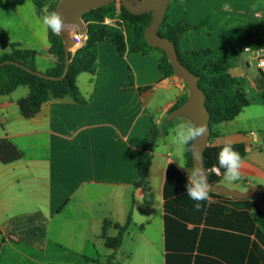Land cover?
Listing matches in <instances>:
<instances>
[{"label":"crops","instance_id":"crops-1","mask_svg":"<svg viewBox=\"0 0 264 264\" xmlns=\"http://www.w3.org/2000/svg\"><path fill=\"white\" fill-rule=\"evenodd\" d=\"M42 17L33 0H0V55L16 44L36 52V71L51 69L56 58L49 53ZM164 18L166 24L197 29L180 41L184 52L264 47V0H170ZM230 74L249 106L216 126L218 135L208 146L242 144L241 179L220 184L240 192L248 186L264 190V68L239 61ZM76 84V98L47 101L31 119L17 107L26 87L0 97V264H107L110 258V264H165L167 166L186 177L193 170L186 166L185 150L166 141L177 125L190 122L167 120L187 94L186 85L175 76L163 78L155 54L121 56L107 41L98 44L95 73L79 74ZM145 87L150 88L140 91ZM153 124L160 136L150 171L145 185L134 188L137 154ZM129 213L120 247L108 249L103 224H110L106 236L113 238L114 225H124ZM219 236L206 232L207 252L189 254L191 264H248L243 253L228 251L229 245L219 252ZM185 260L177 257L171 264Z\"/></svg>","mask_w":264,"mask_h":264},{"label":"trees","instance_id":"trees-1","mask_svg":"<svg viewBox=\"0 0 264 264\" xmlns=\"http://www.w3.org/2000/svg\"><path fill=\"white\" fill-rule=\"evenodd\" d=\"M38 12L43 16L53 12L58 0L48 4L47 0H33ZM86 23V39L84 44L70 53V63L67 74L61 80H48L35 75L34 67L36 52L22 50L16 44L9 46V51L0 55V97L8 96L19 87H26L28 94L17 101L20 115L31 119L40 110L43 103L65 97L76 98L78 87L76 78L79 74H94L97 68L98 44L103 41L111 43L121 56L129 54L150 55L158 57V67L163 78L174 76L165 53L147 44L144 31L151 20V14L132 15L116 2L82 15ZM110 21V22H106ZM196 33V28L183 24H166L165 18L159 27L158 34L170 40L174 46L180 63L192 74L198 77V86L205 95V107L209 112L210 138L218 135L216 126L223 122L234 120L244 108L249 106L243 89L230 74V70L241 57V49L217 48L196 51H181L180 41L187 35ZM49 53L56 58L55 65L43 75L60 77L65 67V54L60 36L50 30L47 34ZM9 63H5V62ZM27 69L32 72L27 71ZM126 86H124L125 89ZM145 87L140 89H149ZM187 99V94L176 104L180 106ZM264 104V95L260 96ZM174 108V109H175ZM160 127L153 124L145 132L141 147L137 154V172L139 179L134 188L146 183L150 171L153 152L156 147ZM243 158L245 149L242 144L232 145ZM223 146H208L203 155L204 168L209 171L213 166L219 167L218 154ZM186 166L193 168L191 144L185 150ZM224 169L220 176L208 173L211 184H220ZM187 177L173 164H169L163 185V224L165 264L174 263L177 257L191 264L189 254L207 252L203 249L206 232L219 236V252L229 245L230 252L243 253L248 264H264V213L260 212L252 199L237 200L210 191L215 203L202 202L203 207L197 211L196 203L186 191ZM131 215L128 214L124 225H114L118 234L107 237L110 226L105 222L102 226L101 238L105 246L115 251L122 242L123 234L130 226ZM191 226V229H188ZM202 226V229H199ZM227 250V249H226ZM197 259V256H195ZM111 260V258H110ZM110 260L107 264H110Z\"/></svg>","mask_w":264,"mask_h":264},{"label":"water","instance_id":"water-1","mask_svg":"<svg viewBox=\"0 0 264 264\" xmlns=\"http://www.w3.org/2000/svg\"><path fill=\"white\" fill-rule=\"evenodd\" d=\"M114 2H118L132 15L151 14V20L144 31V38L149 46L158 48L165 53L173 69L174 76L183 81L187 88V99L169 113L167 120L183 117L190 122L196 124L202 123L207 126V135L198 138L194 145L191 144V153L193 168L196 166L201 167L208 177V171L204 168L202 162V155L208 147L211 134L209 126L210 115L205 107V95L198 86V77L186 69L178 60L174 44L158 34L159 27L163 21L170 0H58L53 11H58L64 18L66 24H75L78 26L69 32L65 31L62 35H59L65 54L64 71L60 77L45 76L42 73L32 72L29 69H27V71L48 80H61L67 74L70 63V53H72L75 48V41L72 35H77L78 37H84L86 35V23L83 21L82 15L91 10L108 6ZM5 63L9 62L6 61ZM208 182L211 185L212 192L240 200L252 199L257 209L264 213V190H262L261 187L248 186L244 192H240L237 190H230L221 184H211L209 178Z\"/></svg>","mask_w":264,"mask_h":264},{"label":"clouds","instance_id":"clouds-1","mask_svg":"<svg viewBox=\"0 0 264 264\" xmlns=\"http://www.w3.org/2000/svg\"><path fill=\"white\" fill-rule=\"evenodd\" d=\"M41 24L45 32L51 31L55 35H62L63 32L77 28L75 24H66L64 18L58 11L50 12L41 18ZM208 128L205 124H196L194 122L181 123L172 129L170 136L171 142L181 151L187 149V146L194 145L198 138L207 135ZM198 158V157H197ZM219 167L213 166V171L220 174V169H224L223 176L228 182H234L241 179V169L243 167V159L240 153L234 150L230 142L225 143L218 154ZM183 168L182 165H179ZM187 195L196 203L194 207L197 211L203 207L202 202L207 201L209 204L215 203L210 196L211 185L208 182L206 172L199 166L187 175L186 184Z\"/></svg>","mask_w":264,"mask_h":264},{"label":"built area","instance_id":"built-area-1","mask_svg":"<svg viewBox=\"0 0 264 264\" xmlns=\"http://www.w3.org/2000/svg\"><path fill=\"white\" fill-rule=\"evenodd\" d=\"M72 38L75 41V48L73 52L80 48L84 42L83 39H86V36L84 37H78L77 35H72ZM247 55V60L245 59H239L241 63H244L246 65H250V63H255L257 68H264V47L256 45V46H246L241 48V56ZM220 171V170H219ZM211 173L216 176H220V174H217L215 171H213V167L208 171V173Z\"/></svg>","mask_w":264,"mask_h":264},{"label":"rangeland","instance_id":"rangeland-1","mask_svg":"<svg viewBox=\"0 0 264 264\" xmlns=\"http://www.w3.org/2000/svg\"><path fill=\"white\" fill-rule=\"evenodd\" d=\"M117 4H119L118 2H117ZM107 23L108 22H110V21H106ZM196 32H197V29H196ZM187 36H189V35H187ZM38 72V71H37ZM40 73V72H39ZM43 74V73H42ZM248 96H250L249 94H248ZM246 133V132H245ZM261 133H262V131H261ZM255 134H259V133H255ZM172 135V134H171ZM171 135H169V138L166 140L167 141V144L169 145V146H176V145H174L172 142H171V140H170V136ZM250 135V134H249ZM158 139H159V137H158ZM163 140H161V142L159 143V145H158V151L159 150H161V148H162V146H163V142H162ZM157 142H158V140H157ZM156 145H157V143H156ZM177 147V146H176ZM222 180H224V181H226L227 183H230V182H228L227 180H225L224 179V177H222V179H221V181ZM231 183H234V182H231ZM222 185V184H221ZM223 186H225V185H223ZM226 188H228L227 186H225ZM113 259V258H112Z\"/></svg>","mask_w":264,"mask_h":264}]
</instances>
